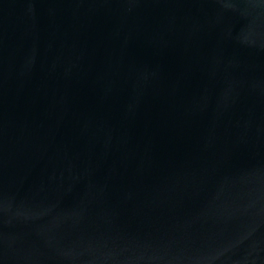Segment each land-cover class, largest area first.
Instances as JSON below:
<instances>
[{"label":"water","instance_id":"obj_1","mask_svg":"<svg viewBox=\"0 0 264 264\" xmlns=\"http://www.w3.org/2000/svg\"><path fill=\"white\" fill-rule=\"evenodd\" d=\"M0 264H264V0H0Z\"/></svg>","mask_w":264,"mask_h":264}]
</instances>
